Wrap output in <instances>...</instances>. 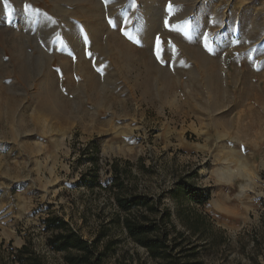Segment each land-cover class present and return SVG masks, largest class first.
Returning <instances> with one entry per match:
<instances>
[{"label": "rangeland", "instance_id": "obj_1", "mask_svg": "<svg viewBox=\"0 0 264 264\" xmlns=\"http://www.w3.org/2000/svg\"><path fill=\"white\" fill-rule=\"evenodd\" d=\"M257 85L264 0H0V264L26 243L66 264L49 215L104 264H264ZM236 149L240 181L221 176H238ZM131 192L157 207L167 258L122 226L115 197Z\"/></svg>", "mask_w": 264, "mask_h": 264}, {"label": "trees", "instance_id": "obj_2", "mask_svg": "<svg viewBox=\"0 0 264 264\" xmlns=\"http://www.w3.org/2000/svg\"><path fill=\"white\" fill-rule=\"evenodd\" d=\"M93 159L91 157V160ZM115 172L122 174L123 171L115 167ZM115 185L121 189L123 183L119 181ZM184 193L197 204H203L209 199L201 190L188 186L184 188ZM115 199L119 209L124 212L119 220L130 238L145 247L153 258H167L170 249L166 244L167 233L159 228L158 223L154 221L156 218H151L147 213L157 211L152 199L134 192L125 196L118 194ZM168 215L169 212L164 213L160 220ZM201 216L202 214H199V217ZM44 225L48 233V246L52 251L62 253L66 264H104V255L98 250L97 243L83 238L59 216L49 215L44 220ZM15 260L19 264H46L44 256L34 250L29 243L24 244L16 252Z\"/></svg>", "mask_w": 264, "mask_h": 264}, {"label": "bare ground", "instance_id": "obj_3", "mask_svg": "<svg viewBox=\"0 0 264 264\" xmlns=\"http://www.w3.org/2000/svg\"><path fill=\"white\" fill-rule=\"evenodd\" d=\"M58 7V6H57ZM59 10H61V7H60V9ZM98 17V16H97ZM94 25V24H93ZM99 27V26H98ZM92 28V27H91ZM100 28V27H99ZM112 33V32H111ZM91 34V33H90ZM89 36V35H88ZM91 37H92V34L90 35ZM117 37V36H116ZM123 39V38H122ZM121 39V40H122ZM124 40V39H123ZM125 41V40H124ZM128 43V42H127ZM92 44H93V41H92ZM125 44V43H124ZM123 45V44H122ZM94 46H95V44H94ZM128 48V47H127ZM130 48V47H129ZM128 48V49H129ZM124 49H125V47H124ZM83 63V62H82ZM46 86V85H45ZM258 92H264V87H262V86H256V87H254ZM255 90V93H256V95H258V96H260L259 94H257L258 92ZM250 94V93H249ZM240 141H243V140H239V139H237V141L236 142H240ZM235 152H237L236 153V156H234V161H235V171H236V174L238 175V176H235L234 175V173H232V174H227V173H225V172H223L222 171V174H221V176H223L225 179H227L228 177L230 178V180H234L235 178H237V179H239V181L240 180H242V177H243V175H242V171H243V169L244 168H247V164L245 163V161L247 162V159L241 154H238V152H239V150L238 149H236V150H234ZM234 171V172H235ZM234 176V177H233ZM247 181V180H246ZM246 181L245 182H240L239 183V185H240V188L241 189H239L240 191H239V193H238V195L240 196V197H242V196H244L245 194H246V192H247V186H246Z\"/></svg>", "mask_w": 264, "mask_h": 264}, {"label": "snow or ice", "instance_id": "obj_4", "mask_svg": "<svg viewBox=\"0 0 264 264\" xmlns=\"http://www.w3.org/2000/svg\"><path fill=\"white\" fill-rule=\"evenodd\" d=\"M4 2L5 3H7L8 2V0H4ZM171 8H172V6L171 5H169V10L171 11Z\"/></svg>", "mask_w": 264, "mask_h": 264}]
</instances>
